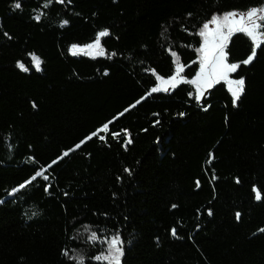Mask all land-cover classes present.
<instances>
[{
    "label": "trees",
    "instance_id": "16d2710c",
    "mask_svg": "<svg viewBox=\"0 0 264 264\" xmlns=\"http://www.w3.org/2000/svg\"><path fill=\"white\" fill-rule=\"evenodd\" d=\"M263 2L0 0V264H264V45L231 33L235 101L147 94Z\"/></svg>",
    "mask_w": 264,
    "mask_h": 264
},
{
    "label": "rangeland",
    "instance_id": "374dc122",
    "mask_svg": "<svg viewBox=\"0 0 264 264\" xmlns=\"http://www.w3.org/2000/svg\"><path fill=\"white\" fill-rule=\"evenodd\" d=\"M235 31L246 34L252 41L253 49L264 45V2L244 10H230L215 15L205 22L199 32L202 44L199 48V67L195 76L192 78L184 76L185 65L176 62L173 74L158 78L157 83L150 88L147 94L166 91L181 82L188 81L194 87L196 97L199 99L215 83H223L230 90L235 101L240 94L241 84L233 74L241 61H228L226 53V44L231 33ZM88 47L91 52L96 51L95 47ZM75 49L78 50V48ZM31 60L39 68L40 59L36 55H32ZM103 130L106 129L103 128ZM119 251L117 240L107 241L106 252L102 260L110 264H118Z\"/></svg>",
    "mask_w": 264,
    "mask_h": 264
},
{
    "label": "water",
    "instance_id": "95a60500",
    "mask_svg": "<svg viewBox=\"0 0 264 264\" xmlns=\"http://www.w3.org/2000/svg\"><path fill=\"white\" fill-rule=\"evenodd\" d=\"M86 50H87V53H88L89 55H92V56H94V57H98L99 55L102 56V53L99 54L97 51H95V52H91V51H90V47H87Z\"/></svg>",
    "mask_w": 264,
    "mask_h": 264
}]
</instances>
